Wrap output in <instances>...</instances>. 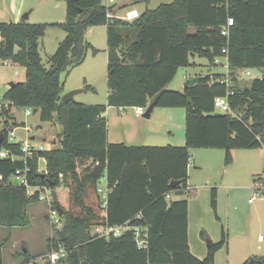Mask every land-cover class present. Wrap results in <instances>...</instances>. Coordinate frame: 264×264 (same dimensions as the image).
<instances>
[{
	"label": "trees",
	"instance_id": "16d2710c",
	"mask_svg": "<svg viewBox=\"0 0 264 264\" xmlns=\"http://www.w3.org/2000/svg\"><path fill=\"white\" fill-rule=\"evenodd\" d=\"M65 5L66 18L57 23L0 21V61L19 64L25 73L1 96L0 151L7 156L0 157V226H28V206L41 200L39 192L29 195L13 179L16 170L27 168L28 184L47 186L52 206L63 210V225L47 239L46 252L62 245L65 264H211L227 241L224 229L221 240L210 242L206 256L198 258L188 245V202L172 195L187 187L190 148H222L225 164L232 161V149L264 151V0H171L146 7L133 20L108 17L102 0H65ZM228 17L233 22L225 35L221 29ZM53 24L66 35L45 66L38 41ZM100 24L106 25V103L62 102L60 73L84 59L89 46L84 33ZM194 55L214 65L215 58H224L226 74L169 88L179 68L194 65ZM245 67L263 72L243 81L237 73ZM225 76L228 81H221ZM219 96L227 97L230 111L215 110L213 100ZM150 102L184 109L183 145L108 141L103 115L108 106ZM14 106L36 109L40 121L58 123L57 144L23 154L21 143L8 138L11 129L24 126L15 120ZM39 158L45 159L44 176ZM101 178L105 199L97 191ZM175 180L180 183L171 186ZM257 180L264 184V175ZM124 222L147 228L146 248H137L130 230L108 238L90 232L95 225ZM14 256L23 257L20 264L33 260L27 251ZM243 264H264V256H250Z\"/></svg>",
	"mask_w": 264,
	"mask_h": 264
},
{
	"label": "rangeland",
	"instance_id": "374dc122",
	"mask_svg": "<svg viewBox=\"0 0 264 264\" xmlns=\"http://www.w3.org/2000/svg\"><path fill=\"white\" fill-rule=\"evenodd\" d=\"M170 1L117 0L112 7L116 15H122L123 7L136 8L142 12L146 7L155 8ZM102 2L105 3L104 0ZM25 13H28L27 19L22 18ZM65 18V0H0V21L57 23L64 21ZM189 31L192 32L193 29L190 28ZM65 35L66 31L60 26L53 24L46 27L44 35L38 41L39 54L45 66H48L49 56L55 52ZM84 37L89 43L84 59L60 73L63 93L80 89L73 100L85 104H104L107 97L106 25L88 26ZM190 60L194 65L179 68L170 81L169 88L180 90L186 80L185 75L189 78L195 74L204 76L227 72L224 58H220L222 65L210 64L206 57L199 55H194ZM237 74L239 79L249 81L260 77L261 72L255 67H245L238 70ZM24 78L23 66L12 62L0 63V96L6 92L10 81H23ZM85 87L87 88L84 89ZM148 105L144 107V111ZM173 109L184 110L182 107ZM134 111V106L107 107L103 115L106 121L108 119L109 142L139 145H165L169 142L161 134H150L143 138L131 135V130L140 129L141 126L158 128L164 118L160 115V112L164 111L161 107L156 108L150 119L136 116ZM12 113L19 124L24 123L30 127L29 131L16 128L15 141L23 134H33L35 141L43 143L45 150H48L53 146L50 143L51 137L58 140V123L40 121L37 114H27L24 107L14 106ZM169 122L172 130L184 131V116L182 122L172 118ZM189 151L187 187L182 193H173L172 197L185 198L188 202L190 251L203 259L208 250L207 241L218 243L224 229L227 241L216 250L211 264H243L250 256H264V242L257 248L258 235L264 236V184L257 180L263 185L262 190L256 193L254 188V179L264 175L262 148H235L232 152L233 160L228 164H225V151L222 148H190ZM44 169L45 159L39 158L38 171ZM13 179L16 181L15 177ZM99 184L104 185L102 181ZM213 187L216 189L215 210L211 206ZM251 197L253 199L249 201ZM51 200L49 194L46 199L28 206L30 218L28 226L10 229L0 226L3 264H20L23 257L14 255L22 251L23 247L33 256V260L28 264H41L42 257L47 251V239L54 235V227L47 220Z\"/></svg>",
	"mask_w": 264,
	"mask_h": 264
},
{
	"label": "built area",
	"instance_id": "2783aa9c",
	"mask_svg": "<svg viewBox=\"0 0 264 264\" xmlns=\"http://www.w3.org/2000/svg\"><path fill=\"white\" fill-rule=\"evenodd\" d=\"M105 7H106V15L108 17H119L125 20H133L137 18L140 15V12L136 8H124V12L122 15H116L117 13L115 12L114 8L112 7L117 0H104ZM233 19L232 17H228L225 25L222 26L221 33L227 35L229 32V27L232 25ZM9 63L11 62L10 60H1L0 63ZM215 63L220 64V59L215 58ZM225 68H227L226 62L224 63ZM249 74V71L246 72ZM185 78L187 79V75H185ZM221 81H228V77L225 76V79H222ZM220 81V82H221ZM214 103V108L216 111H230V105L227 101V97H215L213 100ZM4 103H2L1 96H0V108L2 107ZM5 105V104H4ZM27 114H32V109L27 108L26 109ZM144 113V107L142 106H136L135 107V114L137 116H142ZM25 126V125H24ZM25 129L29 131L30 127L26 126ZM16 134L14 133L13 129L9 131V141L13 142H20L21 146V152L23 154H29L34 150H44V145L43 143L35 141V139H30L29 137H19L17 141H15ZM7 156V151H0V157H6ZM27 171V168L23 170H16L15 174L13 177L16 179V183L18 185H24L26 187V192L27 194H34L35 192H39L40 198L41 199H46L49 194H51L50 189L43 185H30L28 184L25 173ZM42 172V171H41ZM104 180V185L101 186L100 184L97 187V191L101 194V197L105 199L106 194H107V189H106V183L105 179L101 178L100 181ZM263 185L259 182H255L254 188L255 192H261V188ZM167 197H170V194H167ZM253 197L249 199V201H252ZM138 217V216H137ZM47 220L51 224L52 227L54 228H61L63 225V220L62 216L59 214L58 210L56 209L55 206H52V200H51V205L48 210L47 214ZM132 231L133 237L135 244L137 248L139 249H144L147 246V228L145 226H140V225H130L128 222L124 223H119V224H102V225H95L91 228L90 232L94 237H118L122 235L125 231ZM258 245L257 248H260L261 242H264V236L262 234L258 235ZM66 257V250L65 248L60 245L59 247L52 249L44 254L42 257V262L41 264H65L64 260ZM176 264V263H174Z\"/></svg>",
	"mask_w": 264,
	"mask_h": 264
},
{
	"label": "crops",
	"instance_id": "0c3cea01",
	"mask_svg": "<svg viewBox=\"0 0 264 264\" xmlns=\"http://www.w3.org/2000/svg\"><path fill=\"white\" fill-rule=\"evenodd\" d=\"M123 8H125V7H123ZM220 62H221V60H220ZM195 75H199V74H195ZM134 107H136V106H134ZM156 108L157 107L153 108V110L150 114V117H148L147 119H150L154 115V111L156 110ZM161 108L164 111H161L160 115H162V117H164V118L162 121H160L158 128H153L151 126H148V128H144L143 126H141L140 129L138 128V129L131 130V135H138L139 138H143V137L150 136V134H161L164 136L165 139H168L167 141H169V142L167 144L183 145L185 143L184 131L181 130L179 132H176V131L172 130L173 128H171V126L169 124L170 123L169 120H170V118H172L174 120L177 119V120H179V122L180 121L182 122L183 116H184V110L173 109V107H161ZM171 110H174V111H171ZM144 118H146V117H144ZM18 127L27 131L25 129L26 125L25 126H17L15 128H13V131L15 134H16L15 129ZM108 135H109V128H108V119H107V139H108ZM21 136L23 138L29 137L30 139H35V136L33 134H28V135L23 134ZM43 140H45V139H43ZM50 141H51L50 143L52 145L57 143V139L55 137H51ZM232 152H233V149L231 150V154H232ZM262 153L264 154L263 148H262ZM232 160H233V158H232ZM102 182L104 183V180ZM14 264H16V263H14Z\"/></svg>",
	"mask_w": 264,
	"mask_h": 264
},
{
	"label": "water",
	"instance_id": "95a60500",
	"mask_svg": "<svg viewBox=\"0 0 264 264\" xmlns=\"http://www.w3.org/2000/svg\"><path fill=\"white\" fill-rule=\"evenodd\" d=\"M23 19H27L28 18V13H25L22 17ZM260 72H263V70H260ZM201 77H203V75H194L193 77H189L187 78L184 83H183V87H186V86H191L194 82H196L197 80H199ZM14 81H10L9 82V86L13 85ZM81 90L80 89H73V90H70V91H67L65 93H63L61 95V98L60 100L62 102H68V101H71L74 99V95L77 94L78 92H80ZM154 103L153 102H150L147 109L144 111L143 115L144 117L148 118L150 117V114L154 108ZM37 110L36 109H33L32 113H36ZM2 138V135L0 134V140ZM41 173V176H44V173L43 172H40ZM180 181L179 180H175V181H171L170 182V185L171 186H175L177 184H179ZM56 209L58 210L59 214L62 215L63 214V210L58 206V205H55ZM208 243H210V241H207ZM22 251H26L25 248L22 249Z\"/></svg>",
	"mask_w": 264,
	"mask_h": 264
},
{
	"label": "bare ground",
	"instance_id": "6f19581e",
	"mask_svg": "<svg viewBox=\"0 0 264 264\" xmlns=\"http://www.w3.org/2000/svg\"><path fill=\"white\" fill-rule=\"evenodd\" d=\"M43 151V150H42Z\"/></svg>",
	"mask_w": 264,
	"mask_h": 264
}]
</instances>
